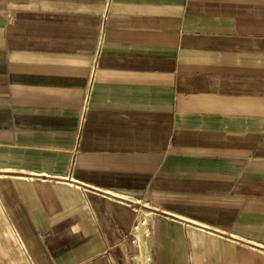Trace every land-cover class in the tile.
Here are the masks:
<instances>
[{
	"label": "crops",
	"instance_id": "1",
	"mask_svg": "<svg viewBox=\"0 0 264 264\" xmlns=\"http://www.w3.org/2000/svg\"><path fill=\"white\" fill-rule=\"evenodd\" d=\"M0 264H264V0H0Z\"/></svg>",
	"mask_w": 264,
	"mask_h": 264
},
{
	"label": "bare ground",
	"instance_id": "2",
	"mask_svg": "<svg viewBox=\"0 0 264 264\" xmlns=\"http://www.w3.org/2000/svg\"><path fill=\"white\" fill-rule=\"evenodd\" d=\"M139 224H140L139 226L143 229V234H144L145 236H147L148 233H149V230H148V228H147V225L144 223V219H141V221H140Z\"/></svg>",
	"mask_w": 264,
	"mask_h": 264
},
{
	"label": "built area",
	"instance_id": "3",
	"mask_svg": "<svg viewBox=\"0 0 264 264\" xmlns=\"http://www.w3.org/2000/svg\"><path fill=\"white\" fill-rule=\"evenodd\" d=\"M144 223L146 224V220L144 219ZM147 225V224H146Z\"/></svg>",
	"mask_w": 264,
	"mask_h": 264
}]
</instances>
